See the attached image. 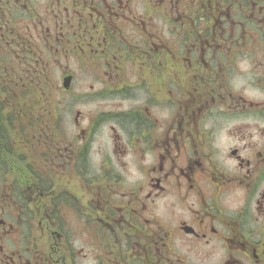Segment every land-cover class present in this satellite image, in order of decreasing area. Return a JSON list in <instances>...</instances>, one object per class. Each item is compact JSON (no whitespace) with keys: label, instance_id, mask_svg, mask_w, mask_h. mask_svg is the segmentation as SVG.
Listing matches in <instances>:
<instances>
[{"label":"flooded vegetation","instance_id":"flooded-vegetation-1","mask_svg":"<svg viewBox=\"0 0 264 264\" xmlns=\"http://www.w3.org/2000/svg\"><path fill=\"white\" fill-rule=\"evenodd\" d=\"M0 264H264V0H0Z\"/></svg>","mask_w":264,"mask_h":264},{"label":"rangeland","instance_id":"rangeland-1","mask_svg":"<svg viewBox=\"0 0 264 264\" xmlns=\"http://www.w3.org/2000/svg\"><path fill=\"white\" fill-rule=\"evenodd\" d=\"M71 99H72V100H76V99H75V98H73V97H71ZM69 101H70V100H68V102H69ZM86 106H87V105H86ZM86 106H85V107H86ZM86 108L88 109V108H89V106H87Z\"/></svg>","mask_w":264,"mask_h":264}]
</instances>
